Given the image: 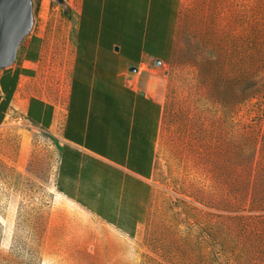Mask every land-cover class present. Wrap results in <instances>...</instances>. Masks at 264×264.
Listing matches in <instances>:
<instances>
[{"label": "rangeland", "instance_id": "rangeland-1", "mask_svg": "<svg viewBox=\"0 0 264 264\" xmlns=\"http://www.w3.org/2000/svg\"><path fill=\"white\" fill-rule=\"evenodd\" d=\"M31 1L38 82L63 94L78 0ZM158 67L151 207L136 235L62 197L55 143L12 116L0 133V264H264V0H178Z\"/></svg>", "mask_w": 264, "mask_h": 264}, {"label": "crops", "instance_id": "crops-1", "mask_svg": "<svg viewBox=\"0 0 264 264\" xmlns=\"http://www.w3.org/2000/svg\"><path fill=\"white\" fill-rule=\"evenodd\" d=\"M177 3L78 0L63 94L38 82V35L0 70V133L13 116L49 136L56 191L125 238L150 214L162 106L149 77L171 49Z\"/></svg>", "mask_w": 264, "mask_h": 264}, {"label": "water", "instance_id": "water-1", "mask_svg": "<svg viewBox=\"0 0 264 264\" xmlns=\"http://www.w3.org/2000/svg\"><path fill=\"white\" fill-rule=\"evenodd\" d=\"M66 6L65 0H55ZM31 0H0V70L13 65L18 49L34 27ZM160 63L157 61L156 63ZM131 71L137 72L136 68Z\"/></svg>", "mask_w": 264, "mask_h": 264}]
</instances>
